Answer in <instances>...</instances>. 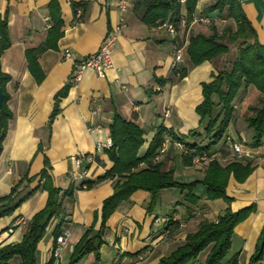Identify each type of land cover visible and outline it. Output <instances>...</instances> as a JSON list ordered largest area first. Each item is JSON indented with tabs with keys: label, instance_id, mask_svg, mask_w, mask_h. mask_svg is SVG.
I'll use <instances>...</instances> for the list:
<instances>
[{
	"label": "crops",
	"instance_id": "crops-1",
	"mask_svg": "<svg viewBox=\"0 0 264 264\" xmlns=\"http://www.w3.org/2000/svg\"><path fill=\"white\" fill-rule=\"evenodd\" d=\"M49 1L0 0V14L7 16L10 41L0 63L2 71L10 76L6 92L9 95L7 105L12 113L0 152V197L7 195L11 186L24 175H36L43 166L44 156L51 164L54 185L61 190L74 184L73 175L77 169L73 157L82 156L86 162L87 156H93L94 161L83 181L91 182L103 176L112 167V162L104 149L98 150L95 145L109 138V125L115 112L142 129L144 143L138 156L145 153L147 143L159 126L176 135H187L200 122L195 107L203 99L201 83L211 81L212 74L219 70L229 69L237 53L230 55V45L228 53L204 61L177 79L172 73L175 47H183L181 61L176 66L182 68L186 66L185 49L190 36L208 35L211 26L220 33L226 25L234 27V22L216 11H206L213 0H196L191 22L185 26L183 18L176 34L171 36L159 24L148 26L142 22L140 12L135 8L136 0H130L123 14L125 26L112 52V68L104 77L85 70L74 81V63L96 51L103 37L116 24L118 0H56L63 22L62 34L56 48L38 55L44 78L37 83L28 70L25 52L37 49L46 40L51 26ZM239 1L262 49L264 0ZM78 3L86 5L81 18L76 19L72 5ZM184 12L182 7V15ZM65 50L71 53V58L65 57ZM155 77H174V80L160 85ZM67 82L72 85L67 95L60 99V111L48 127L54 95ZM259 96L253 86H248L234 98V118L225 135L242 145L240 161H250L253 170L243 182L229 177L226 186V194L231 198L229 204L218 198L206 200L202 186L195 192L200 198L194 205L188 204L178 189L165 188L160 191L153 212L147 214L144 207L149 193L137 190L109 217L100 248V262L96 263L89 254L79 260L80 264H156L163 255L182 244L186 234L201 220H216L227 207L236 211L254 205L256 211L236 224L229 250L230 257L234 255L237 264H248L264 223V138L259 147H249L247 143L252 131L246 123V117L251 114L248 107L257 104ZM166 140L163 168L172 170L174 178L180 182L201 180L206 163L185 164L180 157L181 151L175 148L169 137ZM212 152L222 165L234 159L223 139ZM34 185L32 183L30 187ZM111 193L112 180L108 179L91 189L75 190L73 199L61 197L65 219L63 229H68L70 235L67 247L55 264L68 263L71 247L92 224V215L100 210L103 199ZM46 200V191L39 189L11 215L1 217L0 246L19 242L26 225L14 228L12 233L7 229L21 218L28 223L44 207ZM57 222L58 219L51 221L38 243L37 264H44L50 258L52 231ZM98 226L99 220L95 228ZM204 258L205 255L198 262L202 264Z\"/></svg>",
	"mask_w": 264,
	"mask_h": 264
},
{
	"label": "trees",
	"instance_id": "trees-1",
	"mask_svg": "<svg viewBox=\"0 0 264 264\" xmlns=\"http://www.w3.org/2000/svg\"><path fill=\"white\" fill-rule=\"evenodd\" d=\"M136 0L135 8L140 12L141 20L148 26L158 25L165 21L175 23L176 29L184 18L187 26L194 14L196 0ZM86 3L72 5L74 17L81 18ZM56 0L48 3L51 26L48 30L44 44L37 49L25 52L28 70L37 83L44 78V73L38 63V55L57 47V41L62 34L63 22L61 21L60 8ZM185 12L182 15L181 10ZM80 14L77 16V11ZM206 11H216L224 18L234 22V27L226 25L220 33L215 27H210L208 35L198 33L188 38L185 49L186 66L175 68L173 76L183 78L187 72L203 63L212 61L226 54L230 45L235 44L237 53L231 62L229 69L219 70L212 74V80L201 83L202 101L195 107V112L200 118L199 125L187 135H176L164 126L157 128L154 136L149 141L147 149L142 156H138V150L144 143L142 129L135 123L124 119L117 112L109 125V138L111 146L104 151L107 153L112 167L98 177L95 181H83L77 185L71 184L69 188L61 190L54 185L51 175V164L47 157L43 158L41 170L33 176L24 175L18 179L10 189V192L0 197V218L11 215L24 201L31 197L37 190L46 191L47 200L44 207L36 212L28 221L22 239L17 243H8L0 246V264H37V246L43 238L51 221L58 219L52 231V251L50 258L44 264H55L53 249L56 238L62 233L65 219H63L61 197L67 196L73 199L75 190L91 189L105 180H112V193L102 201L99 211L94 212L92 224L86 228L72 248L67 264H77L86 255L91 254L96 263L100 262V248L104 243V235L109 217L118 207L128 202L131 195L137 190L149 193V199L145 203L147 214L153 212L159 193L165 188H176L183 194V199L190 205L198 202L195 192L199 186L204 189L206 200L221 199L229 204L231 198L226 194V186L230 176L237 182H243L253 170L250 161L242 162L233 159L225 165L214 156L207 161L204 167V176L201 180L188 182L177 181L172 170L163 168V156L156 160L159 149L166 138L170 141L182 143L187 151L181 153L183 162L187 165L193 163V157L206 154L215 155L213 147L226 136L227 129L234 118V102L240 90L253 86L260 94L257 104L249 106L250 115L246 117L248 128L252 131V137L247 145L259 147L264 138V56L260 53L261 45L257 42L256 31L244 13L239 0H213ZM10 45L8 37V24L6 14H0V58L4 50ZM10 76L4 73L0 63V88L3 93L0 104V152L2 141L6 135L8 121L12 113L7 102L9 95L6 92V84ZM171 78H156L155 81L164 85ZM72 83L67 82L54 95V105L49 115L47 126L50 127L54 118L59 113L60 99L65 97ZM226 145V144H225ZM143 164V167L140 165ZM89 163L84 162L86 168ZM35 183L33 187H30ZM256 208L249 205L236 211L225 208L216 220H201L194 230L186 234L185 240L168 255L162 256L156 264H201L198 256L203 251L205 258L202 264H236L233 255L225 259L231 248V238L236 224L245 220ZM99 220L98 228H95ZM264 259V223L258 237L255 250L249 258L248 264H263Z\"/></svg>",
	"mask_w": 264,
	"mask_h": 264
},
{
	"label": "built area",
	"instance_id": "built-area-1",
	"mask_svg": "<svg viewBox=\"0 0 264 264\" xmlns=\"http://www.w3.org/2000/svg\"><path fill=\"white\" fill-rule=\"evenodd\" d=\"M183 1V0H180ZM130 0H118V18L116 24L106 33V35L103 37V39L100 42V46L97 48L96 51L93 53L83 57L80 61L75 62L73 65V71H72V78L73 80H78L80 78V75L83 71L91 70L94 71L99 77H104L105 73L108 69L112 68L113 62H112V52L114 49V46L117 42L118 37L120 36V32H122V29L125 26L124 21V12L129 7ZM80 14V11H77V16ZM183 23V20L181 21ZM159 27L164 28L168 33H170L171 36H174L176 34V25L175 23L171 21H165L162 23H159ZM183 54V47L177 46L174 49V60H173V68L175 69L177 66V63L181 61ZM65 57L71 58V53L68 50H65ZM225 144L229 147V149L232 151V155H234V158L237 160H240L243 157V150L242 145L238 142L232 141V139L229 136L224 137ZM166 142L163 143L162 147L159 149L157 155L154 157L155 161L159 160L166 151ZM175 148L179 149L181 153L186 154L187 151L182 143L179 142H173ZM96 149L102 150L107 149L111 146L110 138H107L104 142H97L96 143ZM213 156H207L206 154L202 155H196L193 157V163L196 165H202L204 163H207L210 159H212ZM84 157L82 156H76L73 157V161L75 164V167L77 169V172L73 175V181L74 185L77 187L78 184L83 182L84 177L88 174V168L84 166ZM93 156H87L86 157V163L91 164L93 162ZM20 225H27V220L24 218L18 219L13 226L9 227L7 229L8 233H12L14 228L20 226ZM68 229L64 228L62 230V233L56 238L55 241V247L53 249V256L55 260H58L61 256L62 251L67 247L68 243V237L70 235Z\"/></svg>",
	"mask_w": 264,
	"mask_h": 264
},
{
	"label": "rangeland",
	"instance_id": "rangeland-1",
	"mask_svg": "<svg viewBox=\"0 0 264 264\" xmlns=\"http://www.w3.org/2000/svg\"><path fill=\"white\" fill-rule=\"evenodd\" d=\"M231 47H232V50H231V54H230V55L232 56V55H234L235 52H237V48H236V45H235V44H232ZM259 51H260V53L262 54V56H264V47H263L262 49H260ZM231 56H229V57H231ZM205 252H206V251H203L202 253H200V255L198 256V260L201 261V259H202L203 256L205 255ZM230 256H231V253H230V251H228V253H227L225 259H226V260L229 259ZM39 260H40V262H41V259H39ZM39 260H38V261H39ZM15 263H16V261H15V262H14V261L11 262V264H15ZM78 264H80V262H79ZM236 264H237V263H236Z\"/></svg>",
	"mask_w": 264,
	"mask_h": 264
},
{
	"label": "water",
	"instance_id": "water-1",
	"mask_svg": "<svg viewBox=\"0 0 264 264\" xmlns=\"http://www.w3.org/2000/svg\"><path fill=\"white\" fill-rule=\"evenodd\" d=\"M2 98H3V93H2V90H1V88H0V104H1V102H2ZM71 250H72V247H71Z\"/></svg>",
	"mask_w": 264,
	"mask_h": 264
}]
</instances>
